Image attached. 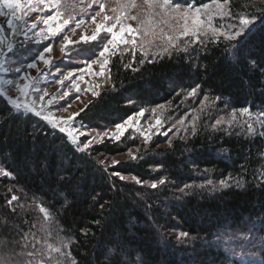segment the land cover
Wrapping results in <instances>:
<instances>
[{
	"label": "trees",
	"instance_id": "trees-1",
	"mask_svg": "<svg viewBox=\"0 0 264 264\" xmlns=\"http://www.w3.org/2000/svg\"><path fill=\"white\" fill-rule=\"evenodd\" d=\"M176 1L228 2L229 15L257 19L236 42L209 35L154 59L134 56L130 67L129 53L113 60L110 85L75 121L104 130L161 104L181 117L210 98L187 132L78 148L0 93V264H229L222 241L232 232L264 242V127L249 132L218 121L232 110L264 114V0ZM71 9L62 3L66 15ZM99 38L79 57L95 56L106 39ZM44 47L20 44L12 52L23 63ZM194 89L195 102L185 94ZM132 148L133 157L109 164Z\"/></svg>",
	"mask_w": 264,
	"mask_h": 264
},
{
	"label": "rangeland",
	"instance_id": "rangeland-1",
	"mask_svg": "<svg viewBox=\"0 0 264 264\" xmlns=\"http://www.w3.org/2000/svg\"><path fill=\"white\" fill-rule=\"evenodd\" d=\"M65 1L72 4L68 15L62 10ZM231 13L228 2L220 1L195 5L176 0H0V93L15 108L33 112L65 132L78 148L125 136L143 144L156 135L170 140L194 127L200 113L210 105V98L203 97L181 117L170 116L169 105L161 104L104 130L83 128L75 117L110 85L111 64L122 55L129 53L130 62L125 64L130 67L134 56L154 59L177 49L179 43L201 45L209 35L236 42L239 35L252 29L257 18L246 14L234 17ZM101 35L106 38L101 50L87 59L79 57L87 52L85 45L98 42ZM28 43H45L46 47L31 61L22 63L24 58H17L12 51ZM61 61L75 66L57 68ZM185 94L194 102L200 97L196 89ZM218 121L254 132L264 127V114L232 110ZM135 151L132 148L108 162L131 158ZM4 172L0 168V175ZM232 233L222 241L230 254L229 264H264L260 257L264 245L253 251L252 245L246 244L263 241L249 232ZM240 237H246L245 241ZM34 263L45 264L38 258Z\"/></svg>",
	"mask_w": 264,
	"mask_h": 264
}]
</instances>
